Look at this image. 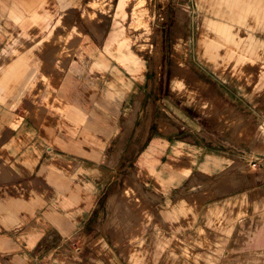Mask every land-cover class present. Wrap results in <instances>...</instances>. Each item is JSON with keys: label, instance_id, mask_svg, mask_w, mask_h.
Listing matches in <instances>:
<instances>
[{"label": "rangeland", "instance_id": "obj_1", "mask_svg": "<svg viewBox=\"0 0 264 264\" xmlns=\"http://www.w3.org/2000/svg\"><path fill=\"white\" fill-rule=\"evenodd\" d=\"M117 2L41 0L45 30L23 33L11 14L13 0H0V62L23 56L2 54L18 46L19 53L30 52L36 78L15 96L0 95V113L19 119L35 110L41 117L38 106L63 59L85 81L104 77L106 90L119 81L91 69L98 57L136 81L137 94L146 87L137 122L125 124L139 149L125 156L129 165H113L114 156L104 167L110 183L101 231L74 262L59 255L58 264H264V0ZM75 26L73 47L84 33L70 55L59 35ZM110 33L127 34L145 64L138 75L105 50ZM52 98L50 106L57 102ZM154 142L156 172L143 160ZM123 191L125 220H135L127 228L112 220L120 217Z\"/></svg>", "mask_w": 264, "mask_h": 264}, {"label": "crops", "instance_id": "obj_2", "mask_svg": "<svg viewBox=\"0 0 264 264\" xmlns=\"http://www.w3.org/2000/svg\"><path fill=\"white\" fill-rule=\"evenodd\" d=\"M118 3L119 0L116 7ZM69 5L70 2L64 3V7ZM11 14L23 33L27 27L45 30L40 25L41 0H13ZM49 18L51 21L52 14ZM77 28L80 27L59 35L65 39L64 52L70 55L83 37L81 30L73 47L71 42ZM96 34L102 39L100 33ZM23 35L20 31L18 36ZM57 36L55 31L48 40L55 42ZM17 47L7 46L2 53L23 56H12L11 61L1 57V96H15L21 91L20 85L34 86L36 82L35 69L29 66L30 52L19 53ZM105 50L133 75L145 67L141 57L131 49L126 33H110ZM67 65L66 59L61 60L50 77L49 93L38 106L41 117L35 110L20 115L19 119L9 112L0 113V264L57 262L59 255L74 262L75 253L82 252L94 233L101 231L100 218L104 215L110 183L107 184L104 167L111 166L115 157L113 165H129L131 159L126 160L125 156L139 149L135 130L127 129L125 124L137 122L142 103L146 102V87L137 94L136 81L106 63L103 57L89 65L93 70L106 71L110 81L113 74L114 80L119 81L117 88L109 86L106 90L104 77L99 81L88 77L85 81L84 75L72 66L66 70ZM51 98L58 104L50 106ZM156 144L145 150L143 159L153 172L157 160L151 158V153ZM123 198L124 191L116 204L120 217L112 220L127 228L135 220H125ZM116 236L119 240L122 234L118 232ZM129 255L139 260L141 253L131 249Z\"/></svg>", "mask_w": 264, "mask_h": 264}, {"label": "built area", "instance_id": "obj_3", "mask_svg": "<svg viewBox=\"0 0 264 264\" xmlns=\"http://www.w3.org/2000/svg\"><path fill=\"white\" fill-rule=\"evenodd\" d=\"M43 264H58V263L55 261H52V260H48V261L44 262Z\"/></svg>", "mask_w": 264, "mask_h": 264}, {"label": "bare ground", "instance_id": "obj_4", "mask_svg": "<svg viewBox=\"0 0 264 264\" xmlns=\"http://www.w3.org/2000/svg\"><path fill=\"white\" fill-rule=\"evenodd\" d=\"M136 3H137V5H138V4H140L141 2H140V1H137ZM139 6H140V5H139Z\"/></svg>", "mask_w": 264, "mask_h": 264}]
</instances>
